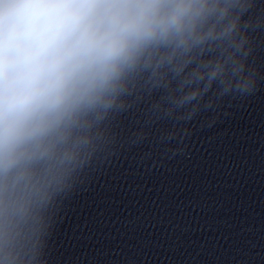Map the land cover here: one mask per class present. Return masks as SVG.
I'll list each match as a JSON object with an SVG mask.
<instances>
[{"label": "clouds", "instance_id": "1", "mask_svg": "<svg viewBox=\"0 0 264 264\" xmlns=\"http://www.w3.org/2000/svg\"><path fill=\"white\" fill-rule=\"evenodd\" d=\"M264 0H0V264H44L46 216L147 96L191 123L264 82Z\"/></svg>", "mask_w": 264, "mask_h": 264}]
</instances>
